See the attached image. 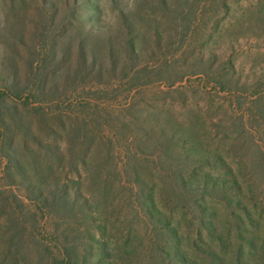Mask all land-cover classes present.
<instances>
[{"label": "rangeland", "instance_id": "rangeland-1", "mask_svg": "<svg viewBox=\"0 0 264 264\" xmlns=\"http://www.w3.org/2000/svg\"><path fill=\"white\" fill-rule=\"evenodd\" d=\"M0 264H264V0H0Z\"/></svg>", "mask_w": 264, "mask_h": 264}]
</instances>
